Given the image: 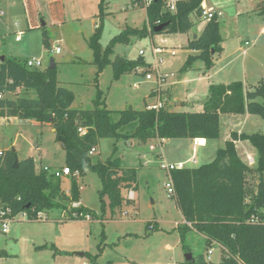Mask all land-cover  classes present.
<instances>
[{
	"label": "rangeland",
	"instance_id": "obj_1",
	"mask_svg": "<svg viewBox=\"0 0 264 264\" xmlns=\"http://www.w3.org/2000/svg\"><path fill=\"white\" fill-rule=\"evenodd\" d=\"M53 1L37 0L40 12L38 26L30 28L22 0H0V11L4 12L0 16V57L21 63L31 59L41 60L39 70L47 69L53 59L56 81L74 93L75 108L93 110L100 91L103 103L113 112L142 111L157 101L158 92L155 91L159 89L161 77V92L178 87L176 105L188 97L191 91L188 88L203 94L205 88L200 86L204 82L195 79L200 75L208 76L209 71L212 74L220 70L215 77H211L210 82L215 84L240 81L255 87L264 80V0L203 2L206 9L222 13L218 20L223 49L213 56L214 66L210 70L205 69L201 60H197L192 68L182 69L188 56L194 54L187 47L188 38L199 35L206 22L192 16L194 27L187 34L127 35L125 41L114 45L100 72L91 48V37L100 30L99 44L104 51L124 30L143 29L147 19L145 8L133 7L131 0H61L63 16L59 18L53 17L50 11L49 5ZM175 1L167 0L169 3ZM43 29L48 32L50 49L43 44ZM17 37L20 41H16ZM57 47L61 49L59 53L54 50ZM155 48L158 51L155 52ZM140 52L143 53L141 56ZM119 59L133 62L142 59L156 72L151 74V80L141 75L142 68L139 73H127L115 79L112 63ZM188 79L190 81L180 82ZM6 97L15 96L7 94ZM167 104L164 101L163 106ZM178 109L185 111L179 106ZM189 111L199 112L197 109ZM250 117L253 121H241L237 127L242 126L241 131L248 134L260 132L264 135V120L255 115ZM222 129L226 131L225 123ZM178 140L189 150L175 147L174 142ZM158 142V139L147 142L124 138L101 139L97 151L91 155L93 163L106 161L116 147L115 156L120 158L121 167L137 169L138 186L132 198L134 203H123L112 211L108 198L103 202L100 200V177L86 171L76 183L83 186L80 203L83 209L89 211L91 220L76 218L62 221L68 214L58 213L51 214L50 220L45 222L28 221L20 216L11 224L8 234L0 232V250L10 254L8 258H0V264L184 262L187 252L181 243L179 227L185 222L175 200L168 195L165 184L169 178L162 164L164 160L170 162L188 154V157H193L185 163L186 168H196L213 161L216 154L202 159L207 154H203L198 147L199 152H193L191 139H168L161 146ZM151 146L155 147L154 151ZM12 149L19 160L32 158L37 173L43 167L55 170L67 164L63 144L57 140L51 127L32 120L0 118V151ZM61 188L71 198V178L61 179ZM122 194L124 198H130L127 191ZM184 245L194 256L207 254L203 236L195 231L186 234ZM221 257L220 249L214 246L211 255L213 264H219Z\"/></svg>",
	"mask_w": 264,
	"mask_h": 264
},
{
	"label": "trees",
	"instance_id": "obj_2",
	"mask_svg": "<svg viewBox=\"0 0 264 264\" xmlns=\"http://www.w3.org/2000/svg\"><path fill=\"white\" fill-rule=\"evenodd\" d=\"M22 1L30 28L37 27L40 13L37 0ZM204 1L177 0L175 10L171 11L167 0H155L149 6H144L143 0H131L133 7L145 8L146 23L142 30H124L104 51L100 48L98 29L90 39L98 71L102 70L114 45L125 41L127 35L187 34L194 27L192 16L200 18ZM49 6L53 17L62 18L61 0H54ZM162 24L167 25L162 31L155 32L154 28ZM221 43V23L214 16L206 22L203 31L188 42V49L198 54H190L182 69L192 68L197 60H201L205 69L210 70L214 66L213 56L222 52ZM43 44L50 49L46 29H43ZM112 66L115 79L127 73H139L140 68L143 76L156 72L142 59L138 62L119 59ZM7 94L15 97L7 98ZM0 96V118L32 120L51 127L57 140L63 144L66 166L72 172L79 171L82 177L86 171L96 173L102 182L100 200L103 202L108 198L112 211L123 203H134L133 199L124 198L122 192L137 189V169L121 167L120 158L115 156L116 147L106 161L93 163L90 151L99 145L101 139L124 138L142 142L157 139L216 140L220 137L221 115L249 114L264 120V80L249 89L240 81L210 85L201 112H174L165 106L159 110L146 107L142 111L113 112L103 103L100 91L95 108L83 110L73 106L74 93L58 84L55 69L30 68L27 62L5 57L4 61L0 60ZM79 127L87 129L85 135L79 134ZM238 141H248L256 149L254 167L240 158L236 149ZM15 158L16 152L0 151V203L10 207L14 215L25 213L28 221H37L34 218L38 212L47 215L45 221H49L53 213L68 214L62 221L76 219L72 216L74 211L88 215L89 211L83 207L72 210L69 205L80 201L75 178H71L69 198L61 188V179L42 170L37 173L32 158L20 160L15 167ZM168 177L175 188L173 199L185 222L179 227L185 252L191 253L184 245L185 236L189 231H195L203 236L207 251L215 244L221 246L219 264H264L262 133L232 132L224 147L217 150L213 161L196 168L174 170ZM8 257L9 253L0 250V258ZM181 264L209 263L205 254H199L193 255L192 261L185 260Z\"/></svg>",
	"mask_w": 264,
	"mask_h": 264
},
{
	"label": "crops",
	"instance_id": "obj_3",
	"mask_svg": "<svg viewBox=\"0 0 264 264\" xmlns=\"http://www.w3.org/2000/svg\"><path fill=\"white\" fill-rule=\"evenodd\" d=\"M177 1V0H176ZM205 8V7H204ZM217 12V11H216ZM222 17V16H221ZM220 17H218L219 19ZM206 25V22H205ZM205 27V26H204ZM203 27V29H204ZM203 31V30H202ZM192 38H188V42L191 40ZM158 49V48H155ZM194 54H198L197 52L193 51ZM220 70H216L211 74V71H209L207 74L208 76L205 75H200L199 78H196L195 80H199L200 82H204L200 87H202V89L205 88V91H203V94L201 95L200 93L197 94L196 90L193 91L191 88H188V90L190 91V94L188 95V97L185 98V100H180L178 102V105L175 104V101L177 99L176 96V91L178 93V87H172L169 88L167 90V92H162L158 93V95L160 94V97L162 96V101H166V103H168L167 105H165V107H167L169 110L174 111V112H179L177 110L178 106L180 109H184L185 111H189V110H199V112L203 111V105L202 102L205 100V98L208 95V89L210 87V85L215 84V83H211V77H215V75L219 72ZM201 72L203 74H205V72L203 70H201ZM205 80H208L207 83H205ZM190 81L188 80H183L180 82H187ZM228 82V81H227ZM217 84H229V83H217ZM244 86L246 88H252L249 87L248 85ZM156 93V92H155ZM154 93V94H155ZM158 95L157 96V101L153 104H156L158 102ZM169 97H174V99H170ZM176 97V98H175ZM163 101V104H164ZM151 104V105H153ZM148 106V105H147ZM253 118L250 117L249 114L246 115H221L220 116V137L216 140H205V139H195V140H191L193 142V152H199L196 148L198 147V149L201 150V152L203 154H207V157H203L202 159H207L210 158L209 156H214V154H216L217 150L219 148L224 147L226 141H228L230 139V135L232 132H238V133H242V126L241 127H237L238 125H240L242 122L241 121H247V122H251ZM225 123L226 126V131L223 132V125ZM53 130V129H52ZM54 132V130H53ZM195 141L197 142V145H195ZM175 147L179 148L180 150H186L188 151L189 149L187 148L186 144H183V142H179V140L177 142H174ZM236 149L237 152L240 156V158L245 162V163H249L250 166L254 167L256 165V161H257V151L256 149L248 142V141H238L236 142ZM185 151V152H186ZM210 152V153H209ZM189 155H183L181 157H176L175 159H173L172 161H170V163H186V162H190V160L192 159L193 155L191 157H188ZM180 158H184L185 160H181ZM204 159V160H205ZM196 162V160H195ZM251 162V164H250Z\"/></svg>",
	"mask_w": 264,
	"mask_h": 264
},
{
	"label": "built area",
	"instance_id": "obj_4",
	"mask_svg": "<svg viewBox=\"0 0 264 264\" xmlns=\"http://www.w3.org/2000/svg\"><path fill=\"white\" fill-rule=\"evenodd\" d=\"M154 1L155 0H143V4H144V6H149ZM169 5H170V10L174 11L175 10V2L169 3ZM3 15H4V12L0 11V16H3ZM214 16L221 17L222 13L204 8L201 15H200V18L207 22V21L211 20L212 18H214ZM16 41H20V37H17ZM54 50L56 53H59L61 51V49L59 47L55 48ZM156 51H158V49H155V52ZM142 54L143 53L140 52V55H142ZM27 66L30 68H41L42 67V61L38 60V59H31V60L27 61ZM146 78L148 80H151L153 77L150 74V75H147ZM161 79H162V77L159 80V84H160L159 89L156 90L155 92L161 93V88H162L161 87ZM162 107H163V101H162V98L160 97V94H159L158 95V102L156 104H153V105H148L147 109L159 110ZM78 132L81 136H83L86 134L87 129L84 127H79ZM158 140H159V142H158L159 146H161V144L165 141V139H158ZM195 145H197L196 141H195ZM150 149L152 151H154L155 147L151 146ZM96 151H97V147L92 148L90 151V155L94 154ZM162 158H164V157H162ZM162 166L167 171L168 175L174 170H182L186 167L185 163H180V162L179 163H170V162H167L166 160H164V164H162ZM42 171H45L51 175H54L56 178H59V179L75 178L77 180L79 178H82V174L79 171L72 172V170L68 166H65L61 169H55V170H52L49 167H43ZM78 186H79V190L81 191L83 189V186L82 185H78ZM165 187L167 189L168 195L173 197L175 195V188H174L173 182L170 178H169V181L165 184ZM128 196L132 199L134 196V192L130 191L128 193ZM81 206L82 205H81L80 201H73L70 204V207L72 210L78 209ZM20 216L23 217L24 219L28 220L27 214L20 213L18 215H14L13 211L10 207L4 206L0 203V232L3 234H8L10 231L11 224L13 222H16ZM72 216H73V218L82 217V219H85L86 221L91 220L89 215H85L83 213H77L75 211L72 213ZM47 219H48L47 215L44 214L43 212H38L36 215V218H34V220H37V221H45ZM214 246L218 247L221 251L220 245L215 244ZM214 246L212 248H210L206 254V260L209 264H213L211 255L214 253Z\"/></svg>",
	"mask_w": 264,
	"mask_h": 264
},
{
	"label": "water",
	"instance_id": "obj_5",
	"mask_svg": "<svg viewBox=\"0 0 264 264\" xmlns=\"http://www.w3.org/2000/svg\"><path fill=\"white\" fill-rule=\"evenodd\" d=\"M166 25H167V24H162V25H160V26H157V27L154 28V31H155V32H160V31H162V30L166 27ZM0 60H1V61H4V60H5V57H4V56H1V57H0ZM48 68H49L50 70H54V69L56 68V64H55V62H54L53 59L50 60V64H49V67H48ZM11 151L15 152L14 149H12ZM19 161H20V160L18 159V157H17V155H16V158H15V167L18 166ZM185 260H186V261H192V260H193V255H192V253H186V255H185Z\"/></svg>",
	"mask_w": 264,
	"mask_h": 264
}]
</instances>
